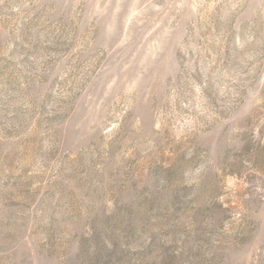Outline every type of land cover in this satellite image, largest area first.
<instances>
[{"label":"rangeland","instance_id":"1","mask_svg":"<svg viewBox=\"0 0 264 264\" xmlns=\"http://www.w3.org/2000/svg\"><path fill=\"white\" fill-rule=\"evenodd\" d=\"M0 264H264V0H0Z\"/></svg>","mask_w":264,"mask_h":264}]
</instances>
